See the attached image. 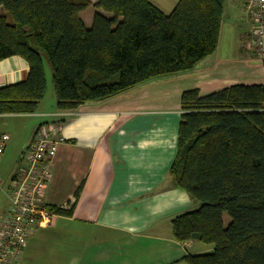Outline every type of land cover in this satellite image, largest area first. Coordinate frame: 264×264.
<instances>
[{
	"label": "trees",
	"instance_id": "obj_1",
	"mask_svg": "<svg viewBox=\"0 0 264 264\" xmlns=\"http://www.w3.org/2000/svg\"><path fill=\"white\" fill-rule=\"evenodd\" d=\"M0 0V61H26L22 82L0 88V114H31L51 71L56 108L100 103L154 80L192 71L218 45L226 0H178L163 14L148 0ZM168 175L196 209L171 220L173 239L210 252L184 264H264V85H232L180 95ZM68 209L47 208L71 217ZM224 215L229 219L224 221Z\"/></svg>",
	"mask_w": 264,
	"mask_h": 264
},
{
	"label": "crops",
	"instance_id": "obj_2",
	"mask_svg": "<svg viewBox=\"0 0 264 264\" xmlns=\"http://www.w3.org/2000/svg\"><path fill=\"white\" fill-rule=\"evenodd\" d=\"M148 1L167 15L178 0ZM226 10L216 51L192 71L67 112L42 203L66 210L80 188L78 198L71 217L54 215L37 227L22 264H184L187 255L211 251L173 239L171 220L197 205L172 186L168 170L176 153L182 92L196 89L205 96L232 85H264V64L244 47L250 21L242 3L227 0ZM91 20L83 22L90 26ZM28 71L20 57L0 61V88L22 82ZM44 72L46 89L34 113L0 114V134L9 137L0 176L7 180L22 165L37 127L60 112L50 68ZM6 208L7 201L0 215Z\"/></svg>",
	"mask_w": 264,
	"mask_h": 264
},
{
	"label": "built area",
	"instance_id": "obj_3",
	"mask_svg": "<svg viewBox=\"0 0 264 264\" xmlns=\"http://www.w3.org/2000/svg\"><path fill=\"white\" fill-rule=\"evenodd\" d=\"M239 1L250 21L245 50L264 64V0ZM67 112L60 111L55 121L40 124L24 149L22 165L6 182L0 179V193L7 201L6 212L0 215V264H22L28 238L56 215L44 206L42 197L51 178V160L63 141L62 121ZM8 140L0 134V161Z\"/></svg>",
	"mask_w": 264,
	"mask_h": 264
},
{
	"label": "rangeland",
	"instance_id": "obj_4",
	"mask_svg": "<svg viewBox=\"0 0 264 264\" xmlns=\"http://www.w3.org/2000/svg\"><path fill=\"white\" fill-rule=\"evenodd\" d=\"M237 1H239V0H237ZM90 2H91V5L86 10H84L83 12L80 13V17L83 19L84 22H89L91 20L92 16L96 12H100V13L105 14L107 17H111V14L104 13V12H102V10L97 9V8L94 7V4H95L96 0H90ZM0 14H4V12L3 11H0ZM244 15H245L246 19H248L247 16H246V14H244ZM226 22H228V11L225 8V14H224L223 23H225V25H227ZM224 27H226V26H224ZM224 30H225V28H224ZM225 32H226V30H225ZM249 56H251V55H249ZM44 67H46L47 69H49V66H48V64L46 63L45 60H44ZM0 179L4 180L5 182L7 181L5 175L4 176H0ZM5 203H6V198L4 197L3 194H1L0 195V206L2 207ZM224 221H225V223H227L229 221V219H228V217L226 215H224ZM203 247H207V246H203Z\"/></svg>",
	"mask_w": 264,
	"mask_h": 264
}]
</instances>
